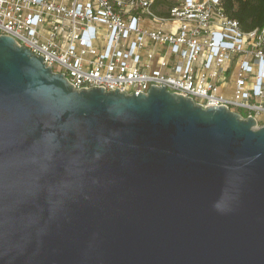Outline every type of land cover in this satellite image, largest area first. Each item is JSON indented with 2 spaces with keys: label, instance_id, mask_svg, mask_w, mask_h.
Wrapping results in <instances>:
<instances>
[{
  "label": "water",
  "instance_id": "obj_1",
  "mask_svg": "<svg viewBox=\"0 0 264 264\" xmlns=\"http://www.w3.org/2000/svg\"><path fill=\"white\" fill-rule=\"evenodd\" d=\"M0 264H264V125L0 35Z\"/></svg>",
  "mask_w": 264,
  "mask_h": 264
},
{
  "label": "built area",
  "instance_id": "obj_2",
  "mask_svg": "<svg viewBox=\"0 0 264 264\" xmlns=\"http://www.w3.org/2000/svg\"><path fill=\"white\" fill-rule=\"evenodd\" d=\"M169 3L0 0V35L41 55L78 89L140 94L163 85L263 126L264 27L243 30L223 0Z\"/></svg>",
  "mask_w": 264,
  "mask_h": 264
},
{
  "label": "trees",
  "instance_id": "obj_3",
  "mask_svg": "<svg viewBox=\"0 0 264 264\" xmlns=\"http://www.w3.org/2000/svg\"><path fill=\"white\" fill-rule=\"evenodd\" d=\"M163 1L167 0H156V4ZM223 7L228 16L237 19L245 31L264 27V0H223Z\"/></svg>",
  "mask_w": 264,
  "mask_h": 264
},
{
  "label": "rangeland",
  "instance_id": "obj_4",
  "mask_svg": "<svg viewBox=\"0 0 264 264\" xmlns=\"http://www.w3.org/2000/svg\"><path fill=\"white\" fill-rule=\"evenodd\" d=\"M173 2H174V0H172V3H173ZM226 95H227L228 97H231V96H232V92H231V91H228V92L226 93ZM260 120L263 121V117H261Z\"/></svg>",
  "mask_w": 264,
  "mask_h": 264
}]
</instances>
